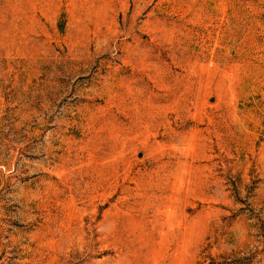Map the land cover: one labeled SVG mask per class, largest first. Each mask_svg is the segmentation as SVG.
Returning <instances> with one entry per match:
<instances>
[{
    "label": "rangeland",
    "instance_id": "1",
    "mask_svg": "<svg viewBox=\"0 0 264 264\" xmlns=\"http://www.w3.org/2000/svg\"><path fill=\"white\" fill-rule=\"evenodd\" d=\"M0 264H264V0H0Z\"/></svg>",
    "mask_w": 264,
    "mask_h": 264
}]
</instances>
